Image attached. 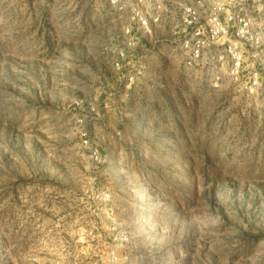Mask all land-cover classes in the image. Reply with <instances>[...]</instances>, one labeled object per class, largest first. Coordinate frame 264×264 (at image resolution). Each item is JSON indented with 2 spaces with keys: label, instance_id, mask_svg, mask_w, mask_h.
Wrapping results in <instances>:
<instances>
[{
  "label": "rangeland",
  "instance_id": "rangeland-1",
  "mask_svg": "<svg viewBox=\"0 0 264 264\" xmlns=\"http://www.w3.org/2000/svg\"><path fill=\"white\" fill-rule=\"evenodd\" d=\"M124 25L0 0V264H264V87L186 68L166 29L118 69Z\"/></svg>",
  "mask_w": 264,
  "mask_h": 264
},
{
  "label": "built area",
  "instance_id": "built-area-1",
  "mask_svg": "<svg viewBox=\"0 0 264 264\" xmlns=\"http://www.w3.org/2000/svg\"><path fill=\"white\" fill-rule=\"evenodd\" d=\"M107 2L116 15L125 18L114 62L118 69L135 57L142 42H150L160 29H166L186 68L209 69L212 79L224 77L235 90L248 95L264 87V37L248 10H263L264 0ZM134 78L128 75L130 82Z\"/></svg>",
  "mask_w": 264,
  "mask_h": 264
}]
</instances>
